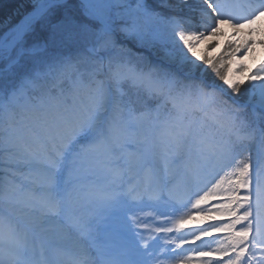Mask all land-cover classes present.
<instances>
[{
	"label": "rangeland",
	"instance_id": "rangeland-1",
	"mask_svg": "<svg viewBox=\"0 0 264 264\" xmlns=\"http://www.w3.org/2000/svg\"><path fill=\"white\" fill-rule=\"evenodd\" d=\"M50 1L53 0H31L29 4L34 11ZM71 1L73 0L60 5ZM76 1L82 5L86 18L83 23H77L67 9L59 7L57 10L58 6L55 5L39 16L40 22L33 30L27 31L22 39L13 42L14 32L12 37L2 42L7 46L0 48V152H4L11 132L19 134L15 125L19 122L12 123L14 111L21 112L26 117L23 111L29 107L36 114V110L43 109L64 96L68 87L78 85L80 89L95 84L98 85L97 94L102 95L104 102L112 103L110 107L115 111L116 115L109 123L123 125L122 131L135 129L142 121L149 128L171 125L179 130L184 129L189 138L215 145L222 155L232 160V181L236 184L244 186L248 173L250 178L258 177L259 174L254 171L258 166L264 167V102L261 100V87L259 82L253 86L251 80L238 83V77L233 74L232 69L238 64L240 67L237 72H245V65L247 68L254 67L260 59H264V49L257 50L256 61L249 59L248 50L242 41L252 25L244 18L243 13H226L216 4V0H194L198 7L196 24L188 21L189 14L180 23L156 14V6H146L142 0ZM176 1L179 5L177 8L186 4L185 0ZM72 6L74 10L79 8L73 4ZM168 8L172 10L173 6ZM130 12L137 14L139 20L130 17ZM21 15L18 20L10 17L5 20L0 31L8 33L13 25L21 21ZM229 15H232L231 19L228 18ZM125 18L129 19L125 24L126 36L117 37L112 33L108 22L116 23ZM238 21L244 26L241 33L236 29ZM261 25H264V19L256 27ZM252 36L255 38L256 33L253 32ZM155 38L159 39L158 43L153 40ZM235 49L242 53L238 59L230 55ZM211 70L212 73H225L220 86L208 82L207 78L212 74H208V71ZM16 74L19 80L17 88L13 89L10 78ZM239 85L247 92L243 104L229 95ZM103 90L111 91V96ZM18 95L19 98L16 99ZM124 95H127L126 102L123 100ZM6 101H12L13 110L4 105ZM95 116L91 115V118ZM78 121V127L81 128L76 131L75 123H71L70 129L75 135L67 140L66 146L53 143L59 152H63L59 160L55 156L54 146L48 147L45 143L49 137L41 131H37L36 136L27 135L22 139L25 147L32 152L17 148L20 152H12V156L19 155V164L23 165V161L29 159L30 153L38 155L28 144L33 146L36 138H39L42 142L41 148L44 146V151L50 158V162L46 164L50 177L47 183L36 186L32 181L24 183L20 176L8 177L6 170L1 172L0 195L4 194L0 196V207H17L18 203L10 199L17 192L32 190L35 193L31 194V198L23 194V201L34 202L29 213L37 215L39 207L52 205L55 212L69 222L73 231L82 230L75 210L70 208L65 199V192H73L77 185H81L84 190L87 184L73 179V175L83 169L82 166L92 156L89 153L91 142L88 140L92 133L91 127L85 121ZM31 129L36 131L37 128L32 126ZM147 136H150L148 131ZM13 157L0 159V165H7ZM64 158L66 159L62 167ZM262 180L264 182V176ZM147 182L150 184L149 180ZM178 183L182 184L184 181L180 180ZM47 192L50 193L48 198L40 196ZM260 194H264V190H260ZM116 195L121 199V207L116 206L109 215L118 214L120 218L106 221L104 213L91 212L92 217L98 215V219L104 223L100 227V234L91 220L82 223L89 230L85 237L88 250L93 251L99 259L109 257L110 251L103 252L101 247L108 245L114 250L111 244L115 242L119 245L118 232L127 228L128 241L121 244L125 247V263L145 264L150 260V264H172L170 251L176 252V248L170 246L173 244L172 235L175 234V229L186 225L191 218L192 210L188 198L179 196L176 201L172 195L148 191L147 196L135 202L128 201L126 192ZM243 195L237 193V196ZM258 205L262 206L261 203ZM3 221L7 222V219L3 218ZM111 223L110 233L113 237H107L108 224ZM7 226L9 233L15 232L18 227L16 223ZM92 229L97 233L94 234ZM230 231L236 232L235 229ZM100 235H105V239ZM260 236L264 239V230ZM28 240L32 241V237ZM163 241L170 244L163 251L157 252L156 247ZM25 242L23 238L12 240L5 243V248H20L23 245L20 243ZM0 243L4 245L2 241ZM253 243L254 239L250 240V245ZM34 245L39 243L34 242ZM138 248L143 251L136 256ZM40 249L42 248L39 247L38 250ZM3 253L4 258L10 260V253ZM157 253L158 256L161 253V256L158 257ZM227 254L228 252H222V255ZM253 254L254 248L245 252L243 264H253Z\"/></svg>",
	"mask_w": 264,
	"mask_h": 264
},
{
	"label": "bare ground",
	"instance_id": "bare-ground-1",
	"mask_svg": "<svg viewBox=\"0 0 264 264\" xmlns=\"http://www.w3.org/2000/svg\"><path fill=\"white\" fill-rule=\"evenodd\" d=\"M31 10L32 8L25 12L26 14H22L19 19L32 13L33 10ZM236 29L241 33L244 26L238 21ZM6 46L2 44L0 48H6ZM17 76L16 74L15 77ZM78 87V85L68 87L64 96H60L58 101H54L49 106L36 110V114L29 107L23 111L26 117L21 112L14 111L12 123L19 122L15 124L19 134L11 132L5 143L4 152H0V159L13 157L12 152H20L17 148L27 149L22 139H25L27 135L36 136L37 131L49 137L45 142L48 147L55 142L66 146L67 139L74 135V131L70 129L71 123L78 126V120L85 121L91 127L92 133L88 136L91 142L89 153L94 157L86 164L84 163L83 169L76 171L73 175V179L89 181L84 190L81 185H77L73 192H65V199L72 209L83 212L81 214L91 220L94 218L90 212L91 206L100 200L97 211L105 214L106 221L118 219L120 218L118 214L112 216L109 214L116 206L121 207V199L116 194L124 193L127 186L133 185L135 190L139 191L143 188L148 176L152 175L154 181L150 184L156 185L153 188V190L156 189L155 193L172 194L171 186H177L180 180H187L194 189L193 194L186 193L192 213L189 222L177 230L179 234L174 235L173 247L176 248V252L171 251L173 258L171 263L234 264L240 258L243 264L244 253L254 248L253 264H257L258 258L264 255V239L260 236L264 230V194H260V190H264L262 180L264 167L256 168L254 173L259 174L256 178H250L248 173L245 185L240 186L232 181L234 176L232 160L222 155L215 145L207 141L197 142L187 136L186 130H179L171 125L149 128L145 121H142L135 129L131 128L128 132H124L123 125L109 123L116 114L110 107L112 103L104 102L102 95L97 94L98 85L90 84L80 89ZM103 92L107 95L111 94V91L103 90ZM11 102L6 101L4 105L13 110ZM60 113L58 117L60 119L47 128L46 123L55 114ZM91 115L96 116L92 119ZM32 126L38 130H32ZM66 128L67 132L63 131ZM41 143L39 138H36V142L33 146L31 145L38 155L30 153L29 159L23 161L25 162L23 165L19 164L21 160L19 155H15L9 159L7 165H0V174L6 170L8 177L20 176L22 180L24 179V183L32 181L36 186L47 183L50 174L46 170V164L50 162V158L42 155L44 146L41 148ZM55 156L59 160L63 152L55 149ZM65 159L62 161V167ZM53 166H56L55 163ZM141 167L143 169L140 171ZM254 179L256 180L255 188L252 183ZM131 180H137V184H131ZM111 181L112 186L109 185ZM148 187L146 188L152 190V186ZM25 188L29 189L27 186ZM24 193L31 198V194L35 192L32 190L17 192L13 199H10L18 203L17 207L11 205L0 207L2 217L7 219V222L3 221L0 226V241L4 243V245L0 243V250L10 253L8 256L10 260L7 257L3 258L0 264L97 263L95 259L97 256L92 255L86 245L87 228L73 231L68 221L56 215L52 205L39 207L37 215L29 213L34 202L23 201ZM237 193L244 195L237 196ZM40 196L46 199L50 193ZM237 211L241 213L237 214ZM13 223H16L18 229L14 233H9L6 230L7 225ZM95 223L100 234V227L104 223L98 219V215ZM108 227L107 237L108 235L113 237L110 233L112 223L108 224ZM232 229L236 232L232 233L230 231ZM128 231L127 228H123L121 232H118L119 245L114 246V250L106 246L101 247L103 252L110 251L111 254L104 258L102 264L124 263L125 247L121 244L128 241L126 237ZM87 232L89 233V230ZM92 232L97 233L94 229ZM100 236L105 238V235ZM29 237H32V241L28 240ZM19 238L26 241L20 243V245L23 244L20 248H5L6 242ZM252 239L254 243L250 245ZM34 242L39 245H34ZM39 247L42 249L38 250ZM164 248L166 245L160 243L156 250L160 252ZM233 249H241L244 252H234ZM222 252H228V254L222 255ZM160 256L161 253L158 257ZM145 264H150V260H147ZM259 264H264V260H259Z\"/></svg>",
	"mask_w": 264,
	"mask_h": 264
},
{
	"label": "snow or ice",
	"instance_id": "snow-or-ice-1",
	"mask_svg": "<svg viewBox=\"0 0 264 264\" xmlns=\"http://www.w3.org/2000/svg\"><path fill=\"white\" fill-rule=\"evenodd\" d=\"M217 3L225 10L226 13H243L244 18L252 25V27L245 34L242 44L248 50L249 59L256 61L258 58L257 50L264 49V25L256 27L257 23L264 19V0H217ZM228 18L231 19L232 15H229ZM39 22V17L30 16L29 18H22L16 25H13L12 29L8 30V33L0 32V45H2V42L5 39L12 37L14 32H18L19 35L15 36L13 42H15V40L22 39L23 35H25L27 31L33 30ZM253 32L256 33L255 38L252 36ZM241 54L242 53L239 49H235L230 53L231 56H234L237 59ZM239 67L240 65L238 64L232 69L233 74L238 77L237 82L243 84L245 80H251L253 81V86H256V82H259V86L261 87L262 102H264V59H260L259 62L252 68H247L245 65V72H237ZM239 77H244V79H239ZM255 186L256 180L254 179L253 187L255 188ZM2 222L3 217L0 216V226H2ZM3 258V250H0V261H2ZM246 258L250 259V257ZM259 260H264V255H261L258 258L257 264H259ZM234 264H241V259L238 258Z\"/></svg>",
	"mask_w": 264,
	"mask_h": 264
},
{
	"label": "trees",
	"instance_id": "trees-1",
	"mask_svg": "<svg viewBox=\"0 0 264 264\" xmlns=\"http://www.w3.org/2000/svg\"><path fill=\"white\" fill-rule=\"evenodd\" d=\"M22 3H24L23 6L21 5ZM29 3H31V0H26V1H24V0H0V26L4 25L5 24L4 21L7 20L9 17L11 19L12 18L17 19L20 14H24L25 12L29 11L31 9V5ZM142 3H144L146 6H149V5H152L153 7L156 6V8L154 10L155 13L160 14L163 17L166 16L165 18H167V20L169 18H171L172 20H177L178 22L183 23L185 16L189 14L188 21H190V23L194 22L196 24V16H197L196 11L198 10V7H197L196 3L194 2V0H185L186 4L180 5V6H182V8L176 7V6H179L177 4L176 0H142ZM191 3H192V5H191ZM72 4L78 6L79 8L74 10V7L72 6ZM168 6H173V9L170 10L168 8ZM56 8H57V10H58V8L59 9H62V8L67 9L68 14L71 15V17L73 19L78 21L77 23H83L84 19H86V18H84L85 16L82 12L81 3L76 1V0L71 1L70 3H67L66 5L58 6ZM131 13L132 12H130V17L132 16L133 18H136L138 21L139 20L138 15L137 14L133 15L135 13H132V14ZM165 18H164V20H165ZM128 20H129L128 18L120 19V20L116 21V23H112L109 21L108 23L110 24V28L113 31L112 33L115 34L117 37H125L126 33H124V32H125V29L127 27V26H125V24L128 22ZM1 32H3V31H1ZM136 38H139V37L136 36ZM153 40L156 41V43L159 42V39H157V38H155ZM223 51H225V50H223ZM210 73H212V70L208 71V74H210ZM208 74H206V75L208 76ZM224 76H225V73H222V71L221 72L215 71V73L211 74V77L208 76L207 80L211 84H215V85L220 86L222 84ZM10 80L13 83V89L16 88V85H17L19 79L17 77H12V78H10ZM229 95L235 101H239L241 104H243L245 102L247 92L243 89L242 85H239V86H235L232 89V91L229 93ZM123 100L125 102L128 101L127 95L123 96Z\"/></svg>",
	"mask_w": 264,
	"mask_h": 264
},
{
	"label": "water",
	"instance_id": "water-1",
	"mask_svg": "<svg viewBox=\"0 0 264 264\" xmlns=\"http://www.w3.org/2000/svg\"><path fill=\"white\" fill-rule=\"evenodd\" d=\"M68 0H53V1H50L48 4L44 5V6H41L39 7L37 10H34L32 13L26 15L24 18H29L30 16L31 17H39L40 15H42L47 9L51 8L52 6H55V5H58V4H61V3H64ZM19 33L16 32L15 33V36H18ZM17 41V40H15ZM14 45V43L12 44Z\"/></svg>",
	"mask_w": 264,
	"mask_h": 264
}]
</instances>
